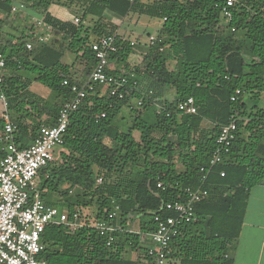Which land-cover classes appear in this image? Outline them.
Masks as SVG:
<instances>
[{
  "label": "trees",
  "instance_id": "obj_1",
  "mask_svg": "<svg viewBox=\"0 0 264 264\" xmlns=\"http://www.w3.org/2000/svg\"><path fill=\"white\" fill-rule=\"evenodd\" d=\"M15 4L25 5L52 28L47 45L28 51L29 37L3 36ZM52 5L72 10L79 23L53 16ZM242 7L229 26L222 17L223 0H0V54L6 62L0 88L18 127L20 148L28 146L42 124H55L74 97L71 86L82 84L72 77V66L62 62L65 54H73L84 72L92 73L96 58L91 45L118 29L105 19L106 12L163 22L160 41L147 48L140 66L124 73L109 70L126 79L124 97L110 96L100 87L86 99L70 117L60 161L41 171L45 203L80 214L73 231L65 225L46 227L42 243L47 264H147L145 235L156 230L154 216L162 203L185 201L183 189L199 187L200 169L209 164L221 129L236 120L238 136L228 160L214 169L206 185L209 196L196 206L199 221L183 225L171 245L172 264H235L229 253L241 236L251 191L264 181V108L259 106L264 94V0H243ZM87 21L93 25L87 27ZM118 46L109 60L126 63L133 46L119 36ZM30 79L48 88L49 96L33 92ZM238 89L241 97L233 102ZM247 94L254 105L245 101ZM170 95L173 100L167 99ZM190 97L197 113L182 114L178 105ZM123 110L133 120L124 132L116 124ZM204 121L213 127L205 128ZM5 155L0 144V161ZM173 178L179 186L158 190L159 180ZM53 194L60 201L48 202ZM115 205L120 207L113 221L118 231L108 246L93 225L108 220ZM84 209L92 210L89 217Z\"/></svg>",
  "mask_w": 264,
  "mask_h": 264
},
{
  "label": "built area",
  "instance_id": "obj_2",
  "mask_svg": "<svg viewBox=\"0 0 264 264\" xmlns=\"http://www.w3.org/2000/svg\"><path fill=\"white\" fill-rule=\"evenodd\" d=\"M242 5L243 0H223L222 17L226 25L233 24L235 13L243 9ZM23 8V5H14L12 8V15L19 17L21 22L26 20L24 12L22 13ZM74 21L79 23L78 18ZM22 28L23 34L29 37L26 43L28 51L34 49L32 42L42 45L49 43L53 38L52 28L42 19L23 23ZM159 41L157 37L150 38L151 45ZM91 48L95 53L96 63L89 79L81 85L71 86L74 97L61 108L56 123L42 124L32 144L26 148H20L16 144L15 135L18 127L12 121L9 101L0 88L1 119L4 121L0 144L6 153L0 161V264H47L43 258L46 247L42 243L46 227L56 224L72 229L78 226L80 217L78 212L71 215L67 210H60L45 203L40 189V174L49 164L58 161L60 153L64 151V137L70 117L86 99L95 94L100 87L110 96L124 97L121 89L126 85V79L109 74V58L119 51L117 34L101 37L91 45ZM5 63L4 56L0 54V85L4 79ZM64 85L68 86L70 83L65 81ZM241 94L240 89L236 90L231 100L239 101ZM178 110L182 114H196L194 99L190 97L181 101ZM104 117L102 114L101 118ZM237 136V121L232 120L221 129L209 164L200 169L199 187L183 189L187 196L185 201L162 203L160 213L154 216L156 230L145 235L148 242L147 264H172L171 245L174 239L179 235L183 225L199 221L196 206L209 196L206 188L208 179L217 166L227 162ZM221 177H225V172L221 173ZM97 182L101 184L102 179ZM176 186H179L176 178L170 182L159 180L157 183L160 191H168ZM119 211L120 207L115 205L108 215V220L93 225L101 236L107 238L108 246L115 241L118 228L113 221L118 217ZM165 213L170 215L165 216Z\"/></svg>",
  "mask_w": 264,
  "mask_h": 264
},
{
  "label": "crops",
  "instance_id": "obj_3",
  "mask_svg": "<svg viewBox=\"0 0 264 264\" xmlns=\"http://www.w3.org/2000/svg\"><path fill=\"white\" fill-rule=\"evenodd\" d=\"M141 1L143 3L146 2L145 0H141ZM15 5L20 6L23 4H15ZM23 6H24V8L22 10V13L24 12L23 14L26 16V20L23 21L22 23H20L21 21L18 22V32L20 33V35L23 34V28H22L23 23L27 24V23L31 22L33 19H39L38 17L33 16L31 14V12L29 11V9L25 5H23ZM52 8H54V9L57 8L55 10H57L59 12V9L62 7H59L57 5H52L50 7L49 12L53 16L57 17L55 12L52 10ZM62 9L64 10L63 12H65L64 14L66 17L62 18V19L59 17H57V18H59L63 21H74L75 18H77V15H75V13L72 10L66 9V8H62ZM109 13H111V12L105 13V19L118 27L117 33H116L117 36H119V38L124 43L127 42L133 46V54L130 56V58L128 59V61L126 63H122L121 61L118 62L117 59L110 61V66H109L110 71H119L121 73H124V72L128 71V69L138 67L142 64L144 56H145L146 51H147V48L149 46H153L150 44V38L158 36L159 31L162 28L163 22H162V25H161L160 29L158 30V32L156 34L150 35L148 42L142 44L140 42L131 40L129 38L128 32L125 30L123 31V28H122L126 24L128 19H131L132 16L139 15V14L131 13L126 18H121L119 16L114 15L113 13H111V14H109ZM13 18H15V17L13 15H11V19H13ZM85 25L87 27H90L93 25V22L87 21L85 23ZM153 35H157V36H153ZM13 36H17V35H13ZM19 36H17V37H19ZM32 43L34 44V47L40 45V44H36L34 42H32ZM47 44H42V45H47ZM67 54L68 53H66L65 56ZM65 56L63 57L62 62L72 66V68H71L72 77L75 80H79L82 84L85 83L89 79L90 74L84 72L83 62L81 60H76V57H75L71 63H66L64 61ZM171 65L173 68L174 63H171ZM30 80L32 81V79H30ZM36 84H38V83L32 81L30 89L33 92L47 98L49 96V94H46V95L43 94L42 95V94L34 91V86ZM101 91L103 92L102 89H101ZM167 99L173 100L174 95L168 96ZM250 102L255 104L254 101H250ZM11 118H12V113H11ZM46 119H47V117L44 116L41 119V121L45 122ZM12 121H13V119H12ZM29 123H31V122H29ZM55 123H56V121H55ZM44 124H47V123H44ZM116 124H117V121H116ZM203 126L205 128H212L213 127V125L208 121H204ZM122 132H124V131H122ZM242 132L245 136L246 132L243 129L241 130V133ZM37 133H38V131H37ZM37 133H36V135H37ZM136 133H135V135H136ZM33 140L30 141L28 146L32 144ZM28 146H26V147H28ZM61 153L58 157V161L61 159ZM65 187H67V186H65ZM60 199H61V197L58 194L49 195L47 197V201L49 200L48 202L60 201ZM229 257L234 260L235 264H264V181L262 184L254 187L251 191L250 198L248 200L247 212H246L241 236H240L238 242L233 245V247L229 253Z\"/></svg>",
  "mask_w": 264,
  "mask_h": 264
},
{
  "label": "rangeland",
  "instance_id": "obj_4",
  "mask_svg": "<svg viewBox=\"0 0 264 264\" xmlns=\"http://www.w3.org/2000/svg\"><path fill=\"white\" fill-rule=\"evenodd\" d=\"M145 1H146L145 3H151L153 0H145ZM55 9H57V8H55ZM55 9L52 8V10L55 12L57 17H59L61 19L66 17L64 14L65 12H63L64 10L62 8L59 9V12ZM109 14H111V13H109ZM1 17H3V15H1ZM18 22H20L19 17H15L13 19H11V18L8 19L3 26V36L4 37H8L9 35L10 36L11 35L19 36L20 33L18 32ZM20 23H22V22H20ZM161 25H162V21L159 19L151 18V17L146 16V15H134V16H132L131 19L127 20L126 24L122 28H123V31L125 30L128 32L129 38L131 40H134V41H137V42L144 44V43L148 42L150 35L156 34L158 32ZM153 36H157V35H153ZM74 58H75V56L73 54L68 53L65 56L64 61L66 63H71ZM172 65H171V69H172ZM34 91H36L42 95L43 94L44 95L50 94L49 89L46 88L45 86H43L42 84H39V83L34 86ZM244 99L249 104V106L254 105V103L250 102L251 101V95H248V94L245 95ZM259 106L264 108V94H263L262 98L259 100ZM132 121L133 120L130 116V112L128 110H123L117 119V124L119 125V127L121 128L122 131H126L128 129V127H130L132 125ZM135 136L137 139H139V137H140L138 132L136 133ZM91 213H92V210H90V209H84L83 210V215H85L86 217H89L91 215ZM73 230H74V228L71 229V231H73Z\"/></svg>",
  "mask_w": 264,
  "mask_h": 264
}]
</instances>
